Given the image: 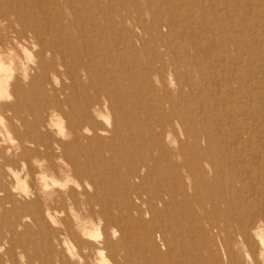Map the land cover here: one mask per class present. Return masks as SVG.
<instances>
[{
    "label": "rangeland",
    "instance_id": "1",
    "mask_svg": "<svg viewBox=\"0 0 264 264\" xmlns=\"http://www.w3.org/2000/svg\"><path fill=\"white\" fill-rule=\"evenodd\" d=\"M0 21L41 47L35 75L0 104L22 121L21 143L44 149L20 158L55 169L59 144L131 264H264V0H0ZM57 54L72 82L50 92ZM61 117L67 142L41 131ZM3 176L0 164V264H20L17 250L56 264L70 217L52 227L40 199L17 200Z\"/></svg>",
    "mask_w": 264,
    "mask_h": 264
},
{
    "label": "clouds",
    "instance_id": "2",
    "mask_svg": "<svg viewBox=\"0 0 264 264\" xmlns=\"http://www.w3.org/2000/svg\"><path fill=\"white\" fill-rule=\"evenodd\" d=\"M7 21H0V104H11L15 101L12 92L13 84L19 79L22 83L28 84L31 77L35 75L39 63L37 53L41 51L40 44L31 33L17 37L16 32L19 31L18 25H13L15 31L6 29ZM5 35L7 39H4ZM45 58L52 59L53 53L46 51ZM57 72L62 75H56V72L50 73L49 78L52 88L60 89L63 85L71 84L72 80L67 76L63 67L62 60L57 54ZM84 77V70H81ZM85 82H87L85 78ZM53 110H50V113ZM28 119H31L29 116ZM19 130H23L22 121L13 117L11 111L0 113V150L3 156L0 157V164H3V179L8 183L9 191L17 200L30 201L39 198L43 207L46 219L50 225L55 228L63 229V217L69 216L74 231L77 232L80 239L86 240L95 245L92 253L85 249L78 248L74 241L66 234L61 235L60 242L53 241L57 244V249H63V256L56 259V264H60V260L65 257L70 264H113V261L107 256L106 249L102 247L105 239L103 233V218L100 216L93 217L86 203L85 190L92 192L93 188L87 182L78 180L71 171V165L59 153L62 151L59 144L53 145L57 155L53 161L56 168H50L49 161L46 157L33 156L30 161L20 158V154L25 148H32L38 151H44L43 147H38L35 143L25 140L23 143L16 137L12 131V126ZM51 132L57 141H70L73 134L67 128V121L61 117L60 121L53 127L50 123L45 124L41 131ZM83 133L90 135L89 129L84 128ZM3 157L18 161V166L14 167L10 164H4ZM34 168L35 172H31L29 168ZM77 193L78 203H73L70 193ZM3 196V192H0ZM63 196L65 199L66 209L55 207L57 198ZM82 216H87L91 221V227L81 229L78 225ZM23 222L31 223L29 217H24ZM19 229V226H18ZM111 239L116 240L120 233L118 229L112 227L110 229ZM261 249L264 250V238L257 237ZM6 246V242H5ZM4 251V247L0 246V252ZM18 260L20 264H26V258L22 252L17 250ZM123 256V251L121 252ZM264 258V251L261 253Z\"/></svg>",
    "mask_w": 264,
    "mask_h": 264
},
{
    "label": "bare ground",
    "instance_id": "3",
    "mask_svg": "<svg viewBox=\"0 0 264 264\" xmlns=\"http://www.w3.org/2000/svg\"><path fill=\"white\" fill-rule=\"evenodd\" d=\"M71 198H73V197H71ZM72 202L73 203H78V201L75 198L72 199ZM86 203H87V205H88V207H89V209L91 211V215L93 217L98 215V216L102 217L104 222H105L104 223V229H105L104 236H105V239L103 241L102 247L104 249H106V252L108 254L113 256L114 264H131L129 256H128L127 253L125 255L123 254V256H121V250L123 251V245H121V243L113 242L111 237L109 236L110 232L108 233V231H109L108 229H111L112 223L110 222L109 218L106 217V209H105V207H102L100 205L99 201H96V202L87 201ZM95 204H99L101 206L98 211H96L95 208H94ZM78 226L81 229L90 228L91 227V221L89 220V218L87 216H85V217L81 218ZM70 234H71V237L74 240V243L76 244V246L78 248H82V249L87 250L89 252V254L92 253L91 250H93L95 248V245H92L91 243H89L86 240L80 239V237L77 234V232L74 231V228L70 232Z\"/></svg>",
    "mask_w": 264,
    "mask_h": 264
}]
</instances>
